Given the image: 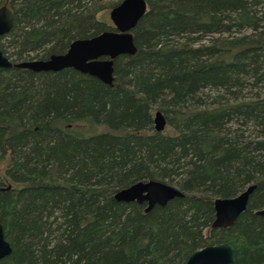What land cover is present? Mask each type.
<instances>
[{
    "label": "trees",
    "instance_id": "trees-1",
    "mask_svg": "<svg viewBox=\"0 0 264 264\" xmlns=\"http://www.w3.org/2000/svg\"><path fill=\"white\" fill-rule=\"evenodd\" d=\"M120 0H0L11 61L46 59L113 26ZM113 80L0 67V264H184L228 243L264 261V0H144ZM160 111L168 130L153 129ZM153 111V112H154ZM157 180L183 195L144 211L112 194ZM254 187L226 227L213 199Z\"/></svg>",
    "mask_w": 264,
    "mask_h": 264
},
{
    "label": "water",
    "instance_id": "water-1",
    "mask_svg": "<svg viewBox=\"0 0 264 264\" xmlns=\"http://www.w3.org/2000/svg\"><path fill=\"white\" fill-rule=\"evenodd\" d=\"M146 9L144 0H120L108 10V18L113 30H105L89 38L74 39L67 49L60 54H50L46 59H30L11 63L0 51V67H21L31 71H56L65 67L96 77L101 82L111 85L113 80L112 61L119 54H134L131 30ZM13 14L5 5L0 6V35L6 33L12 25ZM153 129L161 132L165 125L163 114L155 110L152 114ZM0 187V190L8 189ZM254 185H247L235 196L215 198L212 201L214 211L211 227H226L232 224L241 213ZM183 193L175 186L157 180L136 181L127 187L116 190L112 196L116 201H136L145 203L144 211L153 205H164ZM264 215V208L255 211ZM10 252V246L3 236L0 223V258ZM233 248L225 242L206 245L192 251L184 264H231ZM259 264H264L262 261Z\"/></svg>",
    "mask_w": 264,
    "mask_h": 264
},
{
    "label": "rangeland",
    "instance_id": "rangeland-1",
    "mask_svg": "<svg viewBox=\"0 0 264 264\" xmlns=\"http://www.w3.org/2000/svg\"><path fill=\"white\" fill-rule=\"evenodd\" d=\"M103 19H104L107 23H110V24H111V22H110V20H109V18H108V11H105V12H104ZM153 111H154V110H153ZM153 111H152V113H153ZM151 124L153 125V122H152ZM163 129H164V130H168L169 128L166 127V124H165Z\"/></svg>",
    "mask_w": 264,
    "mask_h": 264
}]
</instances>
